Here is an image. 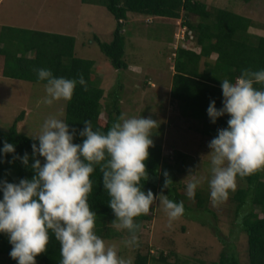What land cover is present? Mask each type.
Segmentation results:
<instances>
[{"label": "clouds", "instance_id": "9594fccd", "mask_svg": "<svg viewBox=\"0 0 264 264\" xmlns=\"http://www.w3.org/2000/svg\"><path fill=\"white\" fill-rule=\"evenodd\" d=\"M179 44V43H178ZM174 54V53H173ZM39 80L46 81L43 103L52 105L61 99L70 101L77 83L87 91L83 74L77 79L56 77L47 68L34 69ZM264 69H244L235 82L222 80L223 106L212 100L207 114L212 123L229 115L226 128H219L209 142L211 178L208 181L214 204L226 202L237 188V177L264 171ZM59 116L48 117L37 135L32 136L31 164L33 175L19 183L0 181V232L8 235L9 253L18 264H36V257L47 251L50 233L60 244V264H133L132 258L120 255L116 244H109L96 232L97 213L88 202L93 191L91 174L99 167L102 183L116 219L115 227L125 229L129 238L126 247H138L136 217L148 215L157 200L169 218V224L180 218L185 208L151 189L143 190L142 181L149 179L146 161L151 138L159 123L150 116L125 117L123 114L105 133L93 130L90 120L78 135L82 143H74L75 128ZM2 153H15V146L4 142ZM39 157L44 158L42 163ZM22 163L29 166L25 153ZM163 188L170 189L173 181L163 173ZM202 178L193 175L187 184V195L194 198Z\"/></svg>", "mask_w": 264, "mask_h": 264}, {"label": "trees", "instance_id": "16d2710c", "mask_svg": "<svg viewBox=\"0 0 264 264\" xmlns=\"http://www.w3.org/2000/svg\"><path fill=\"white\" fill-rule=\"evenodd\" d=\"M248 2L250 0H241ZM89 3L90 0H81ZM103 5L115 20L111 38L109 41H100L97 36L92 39L97 43L99 50L107 58L115 69H125L126 63L122 59L124 54V36L121 26L128 13L145 15L150 17L179 18L180 13L186 18L183 25L192 32L194 42L198 46L183 48L177 46L173 53L171 81L169 87L170 101L175 103L179 113L184 117L198 122L194 126L195 132L214 138L219 128L227 127L228 114L211 122L207 114V108L212 100L216 107L223 106L222 80L228 79L235 82L244 69H264V34L249 32L252 26L250 18L223 8H207L206 4L198 0H93ZM190 14L195 15V22L187 20ZM255 28H261L256 25ZM189 38L185 36V41ZM0 55L3 57L1 73L4 76L33 82L39 80L34 69H50L54 76L69 79H77L83 74L87 82V91L77 83L73 97L65 100L64 120L68 122L70 130L75 128L77 135L74 143H82L83 137L78 135L85 125V120H90L93 130L100 129L105 133L120 117L119 96L117 93H108L109 101L101 105L103 89L94 85L90 69L92 61L73 55L74 37L63 33L48 32L37 29H23L13 26H2L0 30ZM258 90L264 89V85H254ZM103 110L104 117H100ZM21 111L6 129H0V150L7 141L15 146V153L4 154L0 151V181L7 180L10 183H19L22 178L30 179L34 174L31 164L32 137L26 136L16 129V123L21 119ZM25 153L29 155V166H25L21 159ZM149 159L146 161L149 179L142 181L143 190L151 189L154 194L163 195L179 203L175 186L170 189L163 188L164 171L174 178L185 163L188 155L174 149L171 160L161 155L159 143L149 148ZM44 162L43 157H39ZM264 171H259L246 177H237L245 181L244 187L237 188L230 196L234 203L231 225L236 230L242 231L246 244V264H264ZM93 191L89 195L91 209L97 213L96 232L101 237H108L109 231L101 227L105 218H116L108 201L110 197L103 187L102 173L99 167L91 174ZM3 193L0 191V199ZM196 206H201L204 199L199 192H195ZM257 207V210L254 209ZM153 206L148 215L134 218L136 223L149 220ZM212 229L223 247L218 258L213 264H241L237 254L233 250L231 242L226 241L219 233L215 224ZM225 244V245H224ZM12 245L8 235L0 232V261L5 264H18L17 260L9 255ZM159 251L156 256L148 251L142 253L135 250L133 264H198L188 263L178 254L169 262L172 254ZM60 244L50 233V241L47 251L36 257V264H60ZM200 262L199 264H201Z\"/></svg>", "mask_w": 264, "mask_h": 264}, {"label": "rangeland", "instance_id": "374dc122", "mask_svg": "<svg viewBox=\"0 0 264 264\" xmlns=\"http://www.w3.org/2000/svg\"><path fill=\"white\" fill-rule=\"evenodd\" d=\"M90 1L0 0V30L2 26H13L72 35L73 55L92 61L91 79L94 85L103 89L101 105L109 101L108 93H117L120 116H150L158 121L159 127L151 138L160 144L162 156L171 160L174 149L188 155L180 171L172 178L178 200L185 208L180 218L169 224L163 205L157 200L150 219L138 223V247L124 245L123 241L129 238V233L115 227L116 218L104 219L101 227H106L109 236L102 238L109 244H116L120 255L125 258L133 259L135 250L142 253L148 251L153 256L159 251L167 254L173 251L168 257L169 262H173L176 253L188 263L213 264L219 251L226 247L217 241L211 227L215 224L220 235L231 242L240 263L246 264L244 233L236 230L229 221L234 207L230 199L233 192L230 191L227 201L220 204H214L210 198L211 157L208 153L211 149L208 145L212 138L195 132L193 128L198 122L181 115L169 98L174 55L172 46L177 42L179 30L186 19L183 12L179 18L128 13L121 26L124 36L122 59L126 68L115 69L92 39L95 35L100 41H109L115 20L103 5ZM198 1L204 2L209 9L223 8L244 15L252 22L249 32L264 34V0ZM187 20L195 22L197 17L190 14ZM256 25L261 28H254ZM190 33L191 38L179 42V45L197 50ZM2 62L0 55V68ZM45 85L43 82L4 76L0 69V129H6L21 111L23 114L16 123V129L29 137L40 132L48 117L63 113L64 119L65 100L54 101L52 105L42 102L47 95ZM100 117H104L103 110ZM193 175L202 178L196 189L204 199L201 206H196L195 196L189 198L187 195L186 186ZM244 186L245 181L237 178V188ZM254 209L257 210V207ZM0 264L5 263L0 261Z\"/></svg>", "mask_w": 264, "mask_h": 264}, {"label": "built area", "instance_id": "2783aa9c", "mask_svg": "<svg viewBox=\"0 0 264 264\" xmlns=\"http://www.w3.org/2000/svg\"><path fill=\"white\" fill-rule=\"evenodd\" d=\"M179 31H180V34H179V36H178V38H177V40H176L177 42H175V43L173 44V46H172L173 49H175V48L178 46V43H179V42H182V41L185 40V36H186V34H187V37H188V38H191V33H190V31L187 30V29L185 28L184 25H182V27H181V29H180ZM175 36H176V34H175ZM181 45L184 46L183 44H181Z\"/></svg>", "mask_w": 264, "mask_h": 264}, {"label": "crops", "instance_id": "0c3cea01", "mask_svg": "<svg viewBox=\"0 0 264 264\" xmlns=\"http://www.w3.org/2000/svg\"><path fill=\"white\" fill-rule=\"evenodd\" d=\"M251 27V26H250ZM255 28V27H254ZM256 29H258V28H256ZM184 42H185V40H184ZM179 45V44H178ZM179 46H181V47H183V48H188L187 46H182V45H179Z\"/></svg>", "mask_w": 264, "mask_h": 264}]
</instances>
